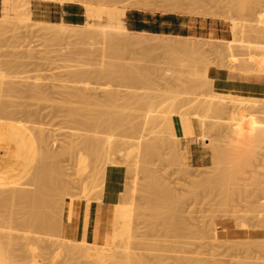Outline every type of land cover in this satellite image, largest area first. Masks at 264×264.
Returning <instances> with one entry per match:
<instances>
[{
    "label": "rangeland",
    "instance_id": "1",
    "mask_svg": "<svg viewBox=\"0 0 264 264\" xmlns=\"http://www.w3.org/2000/svg\"><path fill=\"white\" fill-rule=\"evenodd\" d=\"M90 1L94 8L99 10L100 17L97 18L95 22V25H97L96 29L98 31H101L109 26L116 27L118 25L116 21L109 18V13L111 11L121 10L123 6L126 5L124 4L125 0H116L112 2L111 0ZM126 1H129V4H132L131 1L133 4L141 3L140 0ZM150 1L151 8L145 12L180 16L181 22L190 27L188 36H179L177 33L172 35H153L145 32H136V34H128L129 36L123 34L121 38L119 37L121 34H117L119 33V30L113 29L111 31L115 33L119 40L122 39L123 41L125 38V42H122L121 45H118L120 48L118 51H121L122 49L123 55L121 54L122 52H115L117 51L116 48L114 52H112L111 56H108L106 53V56L110 59L107 57L105 58H107V61L109 60L108 62L113 61L114 65L117 64L116 71L119 73L121 70V75L122 71L125 69L127 72L129 69V72H132V74L134 73L133 75H137V72H142L140 75L138 74V78H136V75L134 76L135 80H139V78L142 77V82L140 80L142 84L138 85L139 88H137V90L135 89L136 87L134 85V88L132 86V89L130 88L128 91L129 85H126L128 82L122 77L123 84L121 85V75H118L117 73L114 74V76L118 75V80L121 83H119L117 79L115 80L114 76L110 78L108 77L107 80L104 79L103 81V86H107L108 88L101 87L102 81L100 83L99 79V82H97L96 80L98 78L95 77H91L90 82H87V80L85 81V84H79L81 86L78 84L77 85L79 87H87L86 84H89L88 87L91 89L99 88V94L102 92V96L104 95V91H106V89L107 91H120L123 92V94L124 92L126 94L128 92L130 93L132 90V92H136V94L140 96L147 95L145 97L151 98L155 96L154 102H157L158 100H160V102L158 101L152 107V110L154 111H160L161 109L162 111L167 112V109H171L172 107L176 106L174 101L175 98L182 97H184V99L197 98L204 101L209 98L208 101L212 103L218 101L222 103L221 101H223L230 106H237L235 107L237 110L236 115H234L235 118L231 120L233 115L231 117L226 116L225 118V116H223L224 118H221L215 113L201 108L195 109L193 112H191L192 116H184L183 112L185 113V111L181 108V106L179 107L181 110L178 107L175 108L176 110L179 109L178 111L174 110V112L176 111L175 113H177L175 117L192 119L196 122L197 128L199 126L198 123L200 122L202 128L200 130L197 129L196 136L193 138L179 137L182 140L177 142V140L174 141L170 137L171 133H167L166 126H164L166 131L164 129H162V131L164 130L163 134L166 132L167 137L164 135V139H167L166 142L168 144H165L164 142V144L161 145L162 141H159V150L162 153L161 157L152 158L149 160L150 163H148V161L146 164V161L143 160L144 163L142 162V164H139L140 167H143V172H138V176L135 173L132 174L133 176L135 175L134 177L132 176V179L128 174H125L124 177L120 175L116 176V179L113 182L115 186L113 187V193L117 194L118 196L119 211L117 218L122 224L130 227V229L133 230L134 234L130 242L131 247L133 246V249L137 253L142 255L160 254L166 257L168 256L167 258L169 259L170 257V259L169 261L167 259V264L169 262L171 263V260L174 261V258H180L183 260L186 258V260L188 259L189 261H191L190 259H195L197 264H264V115L261 117V114L259 113V118V116L255 115L256 111L254 112V109L252 111L250 107H248L250 105L251 107L253 105H259V108H261L260 111H262V107L264 106V84L260 83V80H264V0H182L184 5L183 8L186 11V14L183 15L174 13V11H172L170 8L167 10L168 7L165 5L166 0ZM42 3L62 4L60 1L52 0H0V20L6 15L15 16L16 13L13 9L16 7H19L20 11H26L29 13L33 19V22L31 23L0 25V61L2 62H0V76H5L6 78L5 79L4 77H1V79L3 78L6 83H14L16 86H19L20 83V85H22V87H18L20 90H27L25 89V84L27 85V88L36 85L39 86L40 89V91H38L39 95H37V92H35L36 96L34 92H29L27 94V92L25 93L19 91L14 93L16 97L20 94L18 97L19 99L15 97L13 98V93H9V97H6V95H8L7 93L4 96V100L7 101L8 105H6V101H4L2 104L8 106V108H10V104L16 112L14 118H12L13 116L11 119H7L6 117L5 121V114H1L2 120H0V122H8L7 125L21 124L22 126L25 125L26 127H32V124L35 123V121H32V117H29L30 119H28L29 115L27 114L26 119V116H24L23 112L26 109L27 111L30 110L33 112L34 110L35 112H38V109L40 108V110H42L39 111L41 116L38 117L39 119L43 117V119L40 120L41 124L39 121H37L36 127L43 129V134L47 137L49 142L48 145L50 144V149L53 148V151L55 150V152L57 151V153H59L58 151H61V149L62 151L64 150L63 147L65 148L69 146L67 145V141L69 144V133L72 132V130H68L69 126H71V123H67L66 118L62 117V115H65L66 111V115H68L69 111L71 113V110H73V113L76 111L77 116L75 115V118L77 121L86 122V120H88L86 119V116H90L91 113H107L108 111L106 112L105 110L109 108V110L112 111V108L109 106L107 108V106L101 107L100 105H96V107L91 105V108L93 109L90 108V112L89 108H84L85 104H74V108L72 105H68L67 103L65 105V101L63 99L65 95L61 91H64L62 86H71V83L68 84L69 77L67 76V73L70 74L71 72L73 73L75 71H80V69L84 70V67L87 71H90V69L91 71L93 69L96 71L97 68L101 67L100 63L97 65V61L103 55L101 50L104 48V46L99 43L101 38H99V40L97 38L95 41H90L84 44H77L71 41L46 38L44 35H40L41 33H38V29L41 25L38 23V21L42 20L37 17L34 12L39 8V6L42 5ZM77 5L85 14L84 21L81 24L83 25L88 20L86 12L83 6L80 4ZM239 8H245L247 10L246 12H240ZM205 9L218 14V18L214 19L198 14L205 11ZM133 10L137 9H128L127 13ZM234 25L238 26L236 31L234 29ZM125 27H127V23H125ZM127 37H132V39L129 38L128 40ZM90 52L92 54H90ZM113 53H117V57L114 58ZM126 53L128 55H126ZM89 57L90 59L88 60ZM114 60L117 63H114ZM82 65L84 67H82ZM5 66L6 68L4 69ZM118 66L120 70L118 69ZM9 67L10 70H12V68L13 70H7ZM129 67L131 69L133 68V70H130ZM144 70H146L145 74L143 73ZM228 72L240 74L242 78L245 79L227 80V82L230 83L234 82L233 84H237V82L240 84V86L237 84L238 87L233 85V87L236 88L235 90L233 87L230 88V83H227L225 79L215 78L216 76H223ZM65 79H67V83H65ZM93 79H96L95 84ZM4 80L2 82H4ZM19 80L23 81L19 82ZM124 81L127 82L125 86ZM145 82L147 84H145ZM223 83L227 84L228 88H230L228 91L222 88ZM77 85L74 84V86ZM131 85L133 84H130V86ZM40 86L41 88H44V93L46 92V96L43 95V90L40 88ZM219 86H221L220 89H218ZM242 86H251L252 91L239 93L233 92V90L236 91ZM141 87L142 90H140ZM60 92L62 95H60ZM47 94L49 95L48 98ZM126 94L124 96L127 97ZM158 95H161L162 97H159L160 99L156 101ZM32 96L34 97L31 98ZM37 96L40 100H37ZM4 97L2 96V98ZM42 97L46 98V100ZM127 98L129 99V97ZM128 99L121 101L119 104V107L121 105L122 110L124 109L126 112V109H128L129 111L127 110L128 113L126 112L125 116L124 112L123 116L120 115V117H123V119L120 118V128L116 130V132L119 131V134L115 133V135L117 136L116 139L120 140L121 138V140L123 139L134 142L136 136L131 133V131H133L131 129V124L132 122V125H135L136 123L138 124L140 120L143 122V118H140L139 113H141L140 115L143 113L145 114L146 112L143 111H147V108L138 104L137 101L136 103L138 105H134L133 103L131 106L132 103L129 104L127 101ZM168 99L170 100L168 101ZM35 100L37 102H35ZM135 100L130 99V101ZM171 100L174 101L172 105L170 103L168 104V102ZM37 103L38 105H36ZM127 103L129 106H127ZM2 104L0 102V105L4 106ZM167 104L170 106H167ZM60 105L63 106H61V110ZM36 106L38 107L36 108ZM81 106L82 110H80ZM57 107L60 111V114L56 109ZM88 107H90V105ZM140 107H143L142 111ZM248 108L253 113H251ZM52 112H56L55 115H52ZM46 114L49 116L48 118ZM115 114L118 115V113ZM56 117H58V119ZM36 118L34 117L33 119L36 120ZM115 118L116 120L119 119H117V116ZM50 119L52 121H50ZM135 119L137 120L134 122ZM43 120L45 122H43ZM26 121L29 124L26 123ZM31 121L33 123H31ZM48 121L49 124H47ZM125 121H128L129 124H125ZM142 122L139 124L140 126ZM122 124L123 126L125 125V127L121 126ZM151 124L153 123L150 121L148 127L152 129L154 128V124ZM34 126L35 125H33V127ZM126 126L128 129H125ZM27 128L24 127L25 130ZM78 128L83 129L82 126H79ZM158 129L160 128H157V130ZM157 130L156 133L160 137L161 134H158ZM162 131H159V133H162ZM201 131H203V133ZM239 131H241L240 134L238 133ZM5 132L6 130H3L2 126L0 125L1 148V142L4 140ZM125 132L133 134L134 138L131 137L132 139H129L130 135L128 136V134H126L127 136L125 137V135H123ZM73 133L74 132H72V134ZM79 134L85 135V137L87 136V133L84 134V132ZM147 134H152V138L157 136H154V134L151 132H148ZM122 135L123 137H121ZM162 136L160 138H162ZM159 137L157 136V139ZM169 138L172 139V144H175L176 142V144L178 143L177 145H179L181 143L180 146H178L179 151L177 154L179 155H176V150H178L176 144V146H174V144L173 146L170 144V146L173 147L175 151L174 154L171 153L173 148H169V141H171ZM160 145H165L167 147L166 148L164 146V152L166 153L167 151V156L162 152V147ZM222 150L224 153L226 152V154H224ZM73 152L70 151L69 157H71L70 155L75 154V152ZM228 152L229 154H227ZM9 155L10 152L8 151L7 154H4L3 157H0V173L7 171L8 168H5L1 162L4 158H8ZM163 155L164 157L166 156V161L163 159ZM219 155L221 160H219ZM224 155H226V157H224ZM66 156L68 155L66 154L62 157L61 161H65L61 163V165L63 164L65 173V177L63 179L67 181L68 185H64L65 187L62 186L63 181L61 179V186L59 184V180L53 181L56 183V185L58 182V186L55 185V191L57 190L58 193L60 190V192L63 194L62 195L59 193L61 197L58 202H60V204L64 203L65 207L64 210H62V207L61 205L59 206V203L57 204L58 207L56 205L58 210H55L58 212L62 211V214L60 212L56 213L57 211L54 212L53 208H55V206L52 209L47 208V210L44 211L46 213L45 215L48 214L47 216L50 220V224H52V226L49 225V220L47 218V224L45 227L46 231L43 230L44 235L42 232H40L42 229L38 230L40 235H37V233H39L38 231H35L37 228H34L29 223H27L33 214V210L31 208L25 207L24 204H19V206L16 205V209L19 208L22 210L24 207L27 209L26 211L24 210L25 208L22 210V213H24V215L22 214L23 217L20 214L21 211L18 209L19 216L15 215L17 218L11 219V214L8 215V213H10L12 209L8 210L9 212L6 213L9 206H3V209L6 207V212L4 213L2 207L0 206V211L2 210V214H5V216H10L8 219H6L4 216V222H2L1 218L0 233L2 234V238L0 241L3 245H10L9 247L11 250L9 251L8 256L12 264H55V262L56 264H62V262L63 264H72V261L75 260V257L80 255L78 254L74 256V259L70 257L73 260H68L69 253L63 248L62 244V242L64 240L66 242V239L68 238L66 235V225L67 215L72 208L71 202L74 201L73 207L77 205V220L80 222L90 221L92 223L94 222L92 221V216L96 205L104 203L107 204L102 200L97 185V169H95L94 166L88 163L86 160L82 159V156L76 159H70ZM171 156H180V159H178V157L172 158ZM152 160L155 161V164ZM146 166L147 168L149 167L148 171L149 169H152L153 173L149 171L150 174H154L157 179L161 180H158L161 186H171L172 189L174 188L173 191L171 188L167 186L166 187L171 189L172 193L175 190V200L177 198L178 205L181 204V207H183L180 215L182 216V219L180 220L184 226L182 229L183 231L179 230L180 232H176L178 234H176L173 230L168 232L164 230L162 222H160L162 225H160V228L157 225V227H153V225L156 224L153 223V213L150 210V207L147 205V198H144V196L146 197V191L141 188V186L145 187L147 185L145 183L146 179L147 183L150 180L148 179V173H146L147 177L144 175L147 170L145 168ZM227 169L230 171L231 177L229 175L227 176ZM116 171L117 170H115V173ZM51 172L53 173V170ZM225 172L227 173L225 174ZM50 175L52 179L53 176H55V178L57 176L56 174L52 176L51 173ZM163 176L164 179L162 178ZM133 178L136 182V179H138V184L140 183L138 187L140 191L135 193L134 201L130 196L132 190L131 192H127L130 191L129 187H131L133 183H136L134 182ZM219 180L222 181L220 182ZM100 182L101 180H99L98 183ZM126 185L129 189H127ZM63 189L65 192H63ZM189 190L191 191L189 192ZM142 191L143 194L140 193ZM198 191L199 193L197 194ZM66 192H69V194H66ZM192 192H194V195L196 193L197 198L192 195ZM70 193L73 198L69 197ZM188 193L190 194L188 195ZM124 194H126L125 196H129L128 201H126V197H123L122 201V195ZM65 195H67L65 199L63 198V201L65 200V202L62 203L61 198L63 196L65 197ZM178 197L183 198V200H178ZM182 204L184 206H182ZM107 205L111 208V204ZM27 210H31L30 214ZM133 210L134 213L132 212ZM139 210H141V212ZM135 211L137 214H135ZM148 212H150V215ZM59 214H61V216L63 215L62 220L59 218ZM142 214L144 218L142 217ZM55 215H57L59 220L63 221L61 224V222L56 218L58 230H56V224L55 230L53 228L55 223ZM50 216L51 218L53 216L52 222ZM150 218L153 220V224L151 223ZM146 220H148L147 223L149 222V227L146 224ZM23 221L24 223L22 224ZM27 224H29V228ZM59 224L61 225V233L59 231ZM184 227L187 228L184 230ZM32 230L35 232L34 234L32 233ZM160 230L161 233L159 234ZM52 231L54 233L57 232V235ZM112 232L113 227L110 225L108 241L106 243H101L100 245L111 244ZM135 234L137 236H135ZM54 242H61L60 246H58V243L54 244ZM139 242H145L146 244L151 243L153 245L156 243L157 246L161 245L162 248H165L167 251H150L143 250L142 248H140L142 249L141 251L140 249L137 251L136 247L141 244H139ZM52 244L53 246L56 245L60 248L50 249ZM156 244L154 245L155 247ZM53 246L52 248H56V246ZM52 250H54V253ZM78 260L76 262L74 261L73 264H77ZM82 260L85 263L86 259L81 257V261Z\"/></svg>",
    "mask_w": 264,
    "mask_h": 264
},
{
    "label": "bare ground",
    "instance_id": "2",
    "mask_svg": "<svg viewBox=\"0 0 264 264\" xmlns=\"http://www.w3.org/2000/svg\"><path fill=\"white\" fill-rule=\"evenodd\" d=\"M52 1H60L62 4H75V5L80 4L81 6L84 7L88 20L83 25H70V24H65V23H48V22L38 21V23L41 25L38 29V33H41L40 35H44L46 38L71 41V42H74L77 44H84V43H87L90 41H95L97 38H98V40H99V38H101L99 40V43H101L104 46L103 49L101 48L103 55L101 57L98 56V57H100V59L97 61V65H99V63H100L101 67L97 68L96 71H94V69L92 71H91V69H90V71L89 70L87 71L85 69V67L83 66L84 65L83 64L82 67H84V70L80 69V71H75L73 73L71 72L70 74L67 73V76L69 77L68 84L71 83V86L70 85H68V86L64 85V86H62L64 91H61L65 95L63 98L65 101V105H66V103L68 105H72V106L74 104L75 105L76 104H83V105L85 104L84 108L87 107V108H89V110L91 108V105H93V106H96V105L99 106L100 105L101 107L107 106V108L109 106L112 108V111L109 110V108H108L107 110L104 109L106 112L108 111L107 113H104V112L100 113V114H92L91 113L90 116H88V117L86 116V119H88V120H86V122H84V121L79 122L75 118V115L77 116L76 111H75V113H73V110H71V113L69 111L68 115H66L67 111L65 110L66 116L62 115V117L66 118L67 123H71V126H69L68 130H72V132H74V133L73 134H72V132L69 133L70 134L69 144L67 141V145H69V146L65 147V148L63 147L64 150L62 151V149H61L62 152L58 151L59 153H57V151L55 152V150L53 151L52 150L53 148L50 149V144L48 145L49 142L47 140V137L43 134V129L36 127L37 121H39V123H40V120L43 119V117L41 119H39V117H38V116H41V114H39V111H42V110H40V108L38 109L39 110L38 112H35L34 110H33V112L30 110L27 111V109L24 110V112L22 111L24 116H26V119H27V115H29L28 119H30L32 117V121H35V123H33L31 121V123H33L32 127L27 126L28 127L27 128L25 125L22 126L21 124H20L21 126L20 125H7L6 124L5 126H7V129H6V132L4 135V140H2V142H1V146H2V149H4V153H0V157H2V154H7L8 151L10 152V155L8 158H4L1 162L5 166V168L7 167L8 169H7V171L0 173V206L2 207V209H3V206H9V208L7 209V212H6V207H5V209H3L4 213L5 212L8 213L9 212L8 210L12 209V211H10V213H8V215L11 214V219L17 218L15 215L19 216V213H18L19 204H21V205L24 204L25 207L31 208L33 210V214H32V216L30 215L31 219H29V221L27 223H29L32 227L37 228V229H35V231L42 229L40 232H42L44 235L43 230L46 231L45 230L46 229L45 227L47 224L46 220L48 218V216H47L48 214L45 215L46 213L44 211L47 210V208L52 209L54 206H55V208H53L54 212L57 211L58 210L57 209L58 203H59V206L61 205L62 210H64L65 204L63 202H65V200L63 201V198L65 199L67 195H65V197L63 196L61 198V202L63 204H60V202H58V201L61 197V195L59 194L61 192H60V190L58 193H57V190L55 191L56 183L53 181H55V180L60 181V179H61L63 181L62 182L63 184L60 181L59 182L60 186H61V184H62V186L68 185L67 181H65L63 179L65 177V173H64V169H63L64 168L63 164L61 165V163H63L65 160L63 159L64 161H61V159L66 154L68 155V156H66L68 158L70 151H72V152L74 151L75 154L70 155L71 156V157H69L70 159H76V158H79L80 156H82V159L86 160L88 163L93 165L95 169H97L96 181H97V185H98L102 200L111 203V208H110V212L108 215V222L113 227V232L111 235V244L110 245H100L98 243L100 236L96 237L95 242H93V239H92L93 229H94L93 223L90 221H81L80 222V230L78 232L79 234H78L77 238H75V239L67 238L66 242H65V240L63 242L61 241L63 244V248L66 249V251L69 253V259L68 260H71L72 258L74 259V256L79 254L81 257L85 258L86 261L84 263L83 260L81 261L80 256H78V257L76 256L74 261L76 262L79 259L77 264H106V263H109V264H167L166 261L168 259L167 258L168 256L166 257V256L160 255V254H158V255H144L143 254L142 255V254L137 253L133 249V246L131 247L130 241L133 238L134 232L132 229H130V227L122 224L117 218L118 211H119V206H118L119 203H118L117 194L113 193V187H115L113 182L116 179L117 175L124 177L125 174H128V175H130L131 179L133 176L132 174H134V173L138 176L137 173L138 172L141 173V171L143 169V167H140V165H139V164H142V162L144 163L143 160L146 161L145 162V164H146L152 158L161 157L162 153L159 150V144H160L159 141H162L161 145L164 144V142H165V144H168L166 142L167 139H164L165 138L164 135H166V132L171 133L170 137L174 141L175 140H177V142L181 141L182 139L178 138L176 135L175 120H179L182 123L184 130L187 131L188 134L192 135L194 133L195 124H196V122L194 120L175 117L177 115V113H175V112L178 111L179 109L181 110V108H182L185 111V113L183 112L184 116H192L191 112H193L195 109L201 108V109H206L208 111H211V112L215 113L216 115L220 116L221 118L223 116H225V118H226V116L231 117L233 115V117L231 118V120H233L235 118L234 115H236V110H237V108H235V107H237V106H230L229 104H227L223 101H221L222 103H220V101H218L219 103L218 102L212 103V102L208 101L209 98L206 99L207 101L206 100L204 101V100L197 99V98L196 99L195 98L184 99V97H182V98H175V100L173 99L175 101L176 106L172 107L171 108L172 110L169 108L170 111H169V109H167V112H165V111H162L161 109H160V111H157L154 108L156 110V111H154V110H152V107L158 101L160 102V100H158V99H160L159 97H162L161 95L160 96L158 95V97L156 98V101L157 100L158 101L154 102L155 96H153L152 98L151 97H145L147 95L140 96V95L136 94V92H132V90L130 93L128 92L126 94L124 92V94H123V92H120V91H115V90H108L107 91V89H106V91H104V95L102 96L101 95L102 92L99 94V92H100V91H98L99 88L98 89H91L88 87L89 84H86L87 87H84V86L79 87V86H81L79 84L83 85V84H85V81H87V80H88L87 82H90L91 81L90 78L95 77V78H98L97 80L95 79L97 82H99L98 81L99 79H100V83L102 81L101 87L108 88L107 86L106 87L103 86L104 79L107 80L108 77L110 78V77L114 76V74H117L118 72L116 71V65L117 64L114 65L113 61L112 62L110 61L111 63L108 62L109 60L107 61V58L108 59H110V58L106 56V53L108 56L109 55L111 56L112 52H114V50L116 48H117V51H115V52H117V53L122 52V49H121V51H118L120 49L118 45H121L122 42H125L124 41L125 38L123 39V41H122V39L119 40L118 37L115 35V33H113V31H111V30H113V29L119 30V33H117V34H119V35L121 34V36H119L121 38H122L123 34H126V35L136 34V32L130 31L127 29V27H125L127 14H128L127 10L128 9H137V10H144V11L149 10L151 8V6H150L151 1L150 0H140L141 3H139V4L138 3L133 4V2L131 1L132 4H129L128 3L129 1L127 2L125 0L124 4H126V5L123 6V8L121 10L111 11L109 13V18L111 20L116 21L118 23V25L116 27H110V26L106 27L105 29H103L101 31H98L96 29L97 25H95L96 19L100 17L99 10H96L94 8V6L90 3L91 2L90 0H52ZM112 1H116V0H111V2ZM165 5H166V7H168L167 10L170 8L172 11H174V13H176L178 15L186 14V11L183 8L184 5H183L182 0H166ZM163 8H165V7H163ZM13 10L16 13L15 16L6 15L3 19L0 20V25H14L16 23H31V22H33L31 15L29 13H27L26 11H20L19 7H16ZM156 10H157V8H156ZM239 10H240V12H246L247 9L239 8ZM165 12H166V10H165ZM198 14L201 16H204V17H211L214 19L218 18V14H216L214 12H210L208 9H205V11L200 12ZM234 29L236 31L238 29V26L234 25ZM124 37H126V36H124ZM132 37L131 38L127 37V38L129 40V38L132 39ZM98 52H99V50H98ZM117 53L116 54L113 53L114 58L117 57V55H118ZM31 54H33V53H31ZM83 54H84V52H83ZM90 54H92V53L90 52ZM121 54L123 55V52ZM126 55H128V54L126 53ZM119 56L122 57L121 55H119ZM105 57H107V58H105ZM89 59H90V57L88 58V60ZM101 59H102V61H101ZM114 63H117V62H115V60H114ZM6 66L4 67V69L6 68ZM23 66H24V64H23ZM120 66H121V61H120ZM95 67H98V66H95ZM124 67H125V65H124ZM1 69L4 70L3 68H1ZM118 69L120 70L119 66H118ZM127 69H128V67H127ZM134 69H136V68H134ZM7 70L12 71L13 68H12V70H10V67H9V69L7 68ZM130 70H133V68L132 69L130 68ZM138 70H139V68H138ZM123 71H125V72H123ZM123 71H122V75L120 74L121 70L118 73V75H121V79H122L121 82L122 83L118 80V78H119L118 75L114 76L115 80L117 79V81L119 83H121V85H122L123 84V78H124L125 81H127L128 83L131 82L130 84H133L130 86V84H128L127 82L124 81V86L126 83H127L126 85H129L128 91L130 90V88L132 89V86L134 88V85L136 87L135 89L137 90V88H139L138 85L142 84L141 83L142 77H140L139 80H135L134 76L136 74L133 75L134 73L132 74V72H129V69H128V72L126 71V69ZM142 71H143V69H142ZM145 71L146 70H144V72H143L144 74H145ZM140 73H142V72H140ZM140 73L137 72L136 78L139 77ZM12 74H13V72H12ZM132 75H133V77H132ZM146 75H147V73H146ZM1 77L5 78V76H0V98H1L0 102H1V104L4 101H6V100H4L5 99L4 96L7 93H8V95H6V97L7 96L9 97V95H10L9 93H11V94L13 93L12 95H14V93H17L19 91L25 92V93L27 92V94L29 92L30 93L37 92V95H39V92H38V91H40L39 86L35 85V86H31V87L27 88V85L25 84V86H26L25 89H27V90H23L22 88H21L22 90H20V88H18L19 86L22 87V85H20V83H19V86L18 85L16 86L14 83H6V81L3 78L1 79ZM16 79H18V78H16ZM146 79H147V77H146ZM3 80H4V82H2ZM66 80L67 79H65L64 81H66ZM95 80L93 79L94 84L96 82ZM140 80H141V82H140ZM7 81H8V79H7ZM20 81H23V80H19V82ZM225 81L227 82V79H225ZM65 83H67V81ZM227 83H230V82H227ZM233 83H230V88H232L233 85L236 87L238 84V82H237V84H233ZM16 84H18V83H16ZM74 84L75 85L78 84L79 86L78 85H77L78 87L74 86ZM117 84H116V86H117ZM145 84H147V83L145 82ZM104 85H105V83H104ZM248 85H250V84H248ZM238 86H240V84H238ZM62 87H61V89H62ZM243 87L244 86L239 87L236 91H234L236 88L233 87L234 90L233 89H231V90H233V92H235V93L251 92L252 91L251 86L250 87L247 86L244 88ZM23 88H24V86H23ZM40 88H41V86H40ZM220 88H221V86H219L218 89H220ZM222 88L226 91H228L230 89V88H228V85L224 84V83H223ZM41 89L43 90V95L46 96V92L44 93V88H41ZM126 89H127V86H126ZM140 90H142V87ZM125 91H127V90H125ZM61 92H60V95H62ZM41 93H42V91H41ZM125 94L127 95V97H129V99L126 96H124ZM19 95L17 97L14 95L13 98L14 97L18 98ZM43 95H40V96H43ZM2 96L4 98H2ZM35 96H36V93H35ZM33 97L34 96H32L31 98H33ZM48 97H49V95L47 96V98ZM42 98H44V97H42ZM44 99L46 100V98H44ZM63 99H62V101H63ZM125 99H128L127 101L129 104L132 103L131 106L133 105V103H134V105L138 103V104L147 108V111H143V112H146L145 114L142 112L143 114L140 115L141 113H139L140 118H143V122L140 120V122L137 121V122H139L138 124L136 123L135 125H132L133 122L131 124V126H132L131 129L133 130V131H131V133H133L136 136L134 142L129 141V140L128 141L123 140V139L121 140V138H120V140L116 139L117 136L115 135V133L119 134V131L116 132V130L120 128L119 127L120 126V118L123 119V117H120V115L123 116V112H124V116H125L126 112L128 110V109H126V112H125L124 109L122 110L121 105L119 107L120 102L125 100ZM130 99H132V100L136 99V100L130 101ZM37 100H40V99H38V96H37ZM162 100H163V98H162ZM169 100L170 99H168V101ZM173 100L168 102V104L170 103L172 105V103H174ZM60 101H61V98H60ZM136 101H137V103H136ZM27 102H26V104H27ZM35 102H37V101L35 100ZM185 102H186V104H185ZM58 103H60V102H58ZM128 103H127V106H129ZM168 104H167V106H170ZM2 105H4V104H2ZM6 105H8L7 101H6ZM36 105H38V103ZM89 105H90V107H88ZM162 105H164V104H162ZM9 106L11 109L5 105L0 107V120H2L1 114H5L4 121L6 120V117H7V119L8 118L11 119L12 116H13L12 118H14L16 111L13 109V107H11L10 104H9ZM16 106H17V99H16ZM56 106H57V104H56ZM61 106L62 105H60V110H61ZM180 106H181V108H179ZM37 107L38 106H36V108ZM40 107H41V105H40ZM58 107H59V104H58ZM58 107L56 108L57 110H58ZM76 107H78V106H76ZM137 107H139V106H137ZM177 107L179 108L178 110L175 109ZM248 107H250V109L252 111L254 109V112L256 111L255 115L259 116V118H260V114H261V117H263L262 115H264V106L263 107L261 106L263 109L262 111H260L261 108H259V105L258 106L253 105L252 107L250 105ZM28 108H29V106H28ZM73 108H74V106H73ZM126 108H128V107H126ZM166 108H165V110H166ZM91 109H93V108H91ZM117 109H119V110H117ZM140 109L142 111L143 107L142 108L140 107ZM53 110H55V109H53ZM80 110H82V106H81ZM174 110H176V111L174 112ZM248 110H249V108H248ZM251 110H249V111L251 112ZM49 112H50V110H49ZM90 112H91V110H90ZM55 113L52 112V115L53 114L55 115ZM115 113H118L119 117ZM153 113H154V115H153ZM251 113H253V112H251ZM47 114H48V112H47ZM59 114H60V111H59ZM135 114H137V113H135ZM248 114H250V113H248ZM114 115L117 116V119L119 118L118 119L119 121L116 120V118H115L116 116H114ZM33 116L35 118L37 117L38 119L37 118H36V120L33 119L34 118ZM252 116H253V114H252ZM48 117L49 116L47 115V118ZM51 118H52V116H51ZM56 118L58 119V117H56ZM56 118H55V120H56ZM122 119H121V123H122ZM21 120H23V119H21ZM44 120H43V122H45ZM81 120H82V118H81ZM136 120L137 119H135L134 122ZM223 120H225V119H223ZM50 121H52V120L50 119ZM128 121L127 122L125 121L126 122L125 124H127ZM150 121L154 124V128H152V129L148 127L150 124ZM141 122H142V124L140 126L139 124ZM26 123H28V122L26 121ZM50 123H52V122H50ZM62 123H65V122H62ZM47 124H49V121L47 122ZM59 124H60V122H59ZM153 124H151V125H153ZM33 125H35V126L33 127ZM67 125H69V124H67ZM198 125H199L198 128L200 130L202 128V126L200 125V122L198 123ZM77 126L78 127L82 126L83 129L82 128L80 129ZM121 126H123V124ZM164 126H166L167 131L165 130ZM24 127L27 129L25 130ZM123 127H125V125ZM157 128H160L161 130L160 129L157 130ZM125 129H128V127L126 126ZM162 129H164L166 131L164 134H163L164 130L162 131ZM156 130L158 131V134H161L160 137L163 135L162 136L163 139L160 138L159 135H157ZM159 131H162V133L161 132L159 133ZM82 132H84V134L87 133V136L85 137V135L79 134ZM148 132L153 133L154 136L157 135L159 138L157 139V136L152 138V136H151L152 134L151 135L147 134ZM201 132L203 133V131H201ZM240 132L241 131H239L238 133L240 134ZM131 133L125 132L123 135H125V137H126L127 136L126 134H128V136L130 135L129 139H132L131 137L134 138V136ZM123 135L121 137H123ZM119 137H120V135H119ZM166 137H167V135H166ZM171 138H169V140ZM172 139H171V141H169V148L171 147L170 144L172 146L174 144V143L172 144ZM136 140H138V141H136ZM175 144H176V142H175ZM175 144H174V146H176L178 143L176 145ZM180 144L177 145V149H178V146H180ZM164 146L165 145L161 146L162 148L160 147L163 153H165L164 152ZM220 147H221V144H220ZM172 148L173 147H171L170 149H172ZM175 150H176V148H175ZM178 151H179V149L176 150V155H179V154H177ZM174 152L175 151L173 148V151L171 153L174 154ZM222 152L224 153L223 150H222ZM222 152H221V154H222ZM20 154L24 155V157L27 159L26 164L27 163L30 164L33 162V165H34L33 172L30 174V176L28 178H24V176L22 174H20L18 172H14L13 166L17 164L16 159H18L21 156ZM165 154L167 156V151ZM224 154H226V152ZM227 154H229V152ZM90 156H91V159H90ZM163 157H164V155H163ZM165 157L163 158L164 160L166 159ZM175 157H178V159H180V156H175ZM175 157H172V158H175ZM221 157H222V155H221ZM224 157H226V155H224ZM219 158H220V155H219ZM178 159H177V161H178ZM170 160H172V159H170ZM219 160H221V158ZM18 161H19V159H18ZM152 161L155 164V161L154 160H152ZM167 161H168V159H167ZM148 163H150V161ZM181 163H182V161H181ZM138 165H139V168H138ZM152 165H153V163H152ZM147 166H148V164H147ZM147 166L145 167L147 170H146L144 175H146V177H147L146 173H148V175H149L148 179H150V180L147 183V179H146L145 183L147 185L145 187L141 186V188L146 191V197L144 195H142L143 191L140 193H142L141 195L144 196V198H147V203H148L147 205L150 207V210L153 213L152 218H154L153 219L154 221L150 218L151 223L153 221V223H156V224H154L155 226L153 225V227L158 226L160 228V225H161L160 222H162L163 223V229L166 230L167 232L172 231V230L175 231V233L180 232L184 226V224L180 220V219H182V216H180V215H181V210L183 209V207H181V204L178 205L177 198L175 200V197H174L175 190L172 193L174 188L172 189L171 186L166 185L167 187L171 188L172 191H171V189L167 188L166 186H161L159 184L160 183L159 181H161V180L157 179L154 174H150L149 171L151 173H153L152 169H149V171H148L149 167L147 168ZM238 168H240V167H238ZM238 168H237V170H238ZM52 170H53V173L51 172ZM115 170H117L116 173H115ZM136 170H137V172H136ZM227 171H228V173L225 172V174L227 173V176L229 175L231 177L230 171L228 169H227ZM49 172L52 174V176L54 174H56L57 175L56 178H55V176H53V179H52V177H50L51 175ZM223 172H224V170H223ZM166 173H167V171H166ZM162 178L164 179V176ZM221 179H222V177H221ZM99 180H101L100 183H98ZM133 180H134V182H136L134 178H133ZM136 180H137V182L135 184L133 183V185L131 187H129L130 191H127V192H131V190H132L130 196L133 198V201L135 200L134 199L135 193L140 191V189L138 188L140 183L138 184V179H136ZM219 181L221 182L222 180H219ZM223 181H224V179H223ZM195 183H196V181H195ZM165 184H166V180H165ZM222 184H225V183H222ZM127 185H126V187H127V189H129ZM162 185H164V184H162ZM56 186H58V182H57ZM195 186H197V185H195ZM190 191L191 190H189V192ZM63 192H65L64 189H63ZM125 193H126V191H125ZM198 193H199V191L197 192V194ZM66 194H69V192L68 193L66 192ZM189 194L190 193H188V195ZM125 195L126 194L122 195V201H123V197H126L125 198L126 201L129 200V196H125ZM192 195H194V192H192ZM194 196L196 197V193ZM69 197L73 198L71 193H70ZM181 199L183 200V198L178 197V200H181ZM130 200H131V198H130ZM120 201H121V198H120ZM144 201H145V199H144ZM73 203H74V201L71 202L72 208H71L70 213L68 215V219H67L68 222L73 221V218H72ZM16 205H18L17 206L18 209H16ZM56 205H57V207H56ZM182 206H184V205L182 204ZM180 207H181V209H180ZM24 208H22V210ZM27 208H25L24 210L26 211ZM141 208H142V206H141ZM55 209H57V210H55ZM22 210H20L21 216H22V214L24 215V213H22ZM53 210H51V211H53ZM144 210H146V209H144ZM27 211L30 214L31 210H27ZM136 211H135V214H137ZM139 211L141 212V210H139ZM59 212L62 214V211H59ZM59 212L57 211L56 213H59ZM132 212L134 213V210ZM61 214H59V216H60L59 218H61V220H62L63 215L61 216ZM148 214L150 215V212H148ZM182 214H183V212H182ZM4 216H5V214H2V210H1L0 211V221L2 218V222H4L3 221ZM30 216H29V218H30ZM9 217L10 216H7V215L5 216L6 219H8ZM25 217H26V215H25ZM142 217L144 218L143 214H142ZM145 217H146V214H145ZM50 218H51V216H50ZM52 218H53V216H52ZM52 218H51V222H52ZM56 218H57V215H55V223H54V227H53L54 230H55V224L57 222ZM59 218H57V219L59 220ZM26 219H27V217H26ZM48 220H49V218H48ZM61 220H59V221L62 224L63 221H61ZM53 221H54V219H53ZM147 221L148 220H146V224L149 227V222L147 223ZM48 222H49V225L52 226V224H50V220ZM183 222H184V220H183ZM23 223H24V221L22 222V224ZM29 224H27L28 228H29ZM34 228H33V230H34ZM57 228H58V226L56 224V230H58ZM185 228H187V227H184V230H185ZM59 229H60L59 231L61 233V225L59 226ZM33 230H32V233L34 234L35 232H33ZM150 230H151V227H150ZM40 232L37 233V235L38 234L40 235ZM148 232H149V230H148ZM152 232H153V230H152ZM160 233H161V230H160L159 234ZM54 234L57 235V232ZM157 234H156V236H157ZM176 234H178V233H176ZM53 235H52V237H53ZM103 235H104V233H103ZM135 236H137V235L135 234ZM135 236H134V238H135ZM1 238H2V234L0 233V240H1ZM52 239H54V238H52ZM36 240H37V238H36ZM57 243L58 242H54V244H57ZM60 243H58V246H60ZM140 243L141 242H139V244ZM62 244H61V246H62ZM150 244H146L145 242L141 243L139 245L141 247H139L137 245L138 247H136V249H137V251L140 248H142L143 250H150V251H167L165 248H164L165 249L164 250L161 245L157 246L156 243H155L156 247L154 246L155 244L154 245L151 244V246H152V248H151ZM9 246H10L9 244H8V246L3 245L0 241V264H12V262L9 260L10 258L8 256L9 251L11 250ZM48 246H50V245H48ZM52 246H53V244H52ZM52 246L50 249H59L60 248V247H57L56 245L53 246V247L56 246V248H52ZM142 249H140V251ZM52 251L54 253V250H52ZM70 257H72V258H70ZM76 258H77V260H76ZM169 259H170V257H169ZM169 259H168V261H169ZM190 260L191 261H189L188 259L186 260V258H184V260L180 259V258L179 259L174 258V261L171 260V263L172 264H197L195 259H190ZM193 260H194V262H193ZM74 261H72V264ZM64 262H66V261H64ZM171 263L169 262L168 264H171ZM35 264H37V263H35ZM41 264H43V263H41ZM55 264H56V262H55ZM62 264H63V262H62Z\"/></svg>",
    "mask_w": 264,
    "mask_h": 264
},
{
    "label": "crops",
    "instance_id": "3",
    "mask_svg": "<svg viewBox=\"0 0 264 264\" xmlns=\"http://www.w3.org/2000/svg\"><path fill=\"white\" fill-rule=\"evenodd\" d=\"M34 13L44 22L65 23L70 25H81L85 18V14L81 11V8L77 4L62 5L56 3H42V5L39 6V8L36 9ZM126 23L128 29L133 32H145L153 35H172L177 33L179 36H188V32L190 31V27L181 22L180 16L154 14L140 10L130 11L127 14ZM215 78L227 80H245L240 74H233L231 72H228L223 76H216ZM260 83L264 84V80H260ZM6 124H8V122H0L3 130L7 129V126H5ZM197 129L199 128H197L195 124L194 133L190 135L184 130L182 123L179 120H175V131L178 138H193L196 136ZM0 149L1 153H4V149L1 147ZM3 156L4 154H2V157ZM18 159H16L17 164L13 166L14 172H18L22 174L24 178H28L33 172V162L26 164L27 159L24 157V155H21ZM104 202L111 204L107 201ZM107 204H97L92 216V221H94L92 239L93 242H95L96 237L100 236L98 241L99 244L106 243L109 237L108 234L110 224L108 222V215L110 206ZM77 219V205H75L73 207V221H67L66 225V235L70 239L77 238L79 234L80 221Z\"/></svg>",
    "mask_w": 264,
    "mask_h": 264
}]
</instances>
